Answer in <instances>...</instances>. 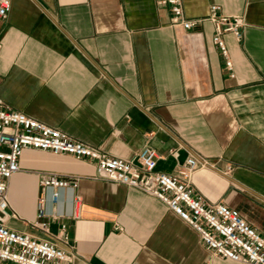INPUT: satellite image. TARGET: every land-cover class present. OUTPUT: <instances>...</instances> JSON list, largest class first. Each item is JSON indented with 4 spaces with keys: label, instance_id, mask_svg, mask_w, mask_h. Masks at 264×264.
Returning <instances> with one entry per match:
<instances>
[{
    "label": "crops",
    "instance_id": "1",
    "mask_svg": "<svg viewBox=\"0 0 264 264\" xmlns=\"http://www.w3.org/2000/svg\"><path fill=\"white\" fill-rule=\"evenodd\" d=\"M192 30L157 0H13L0 20V98L111 156L150 144L157 170L202 165L192 192L223 202L264 235V0H183ZM212 5L241 17L224 35L235 77L212 41ZM175 154H173V153ZM9 183L7 225L74 251L73 264H242L212 256L159 200L96 177L94 162L26 149ZM49 175L78 180L68 242L34 226Z\"/></svg>",
    "mask_w": 264,
    "mask_h": 264
},
{
    "label": "built area",
    "instance_id": "2",
    "mask_svg": "<svg viewBox=\"0 0 264 264\" xmlns=\"http://www.w3.org/2000/svg\"><path fill=\"white\" fill-rule=\"evenodd\" d=\"M171 10V22L192 30L202 20L186 17L183 0H157ZM13 0H0V20H6ZM214 25L213 43L220 49L226 69L235 77L234 65L224 40L225 34L241 39L245 22L241 17L221 13L212 5L208 18ZM1 47V45H0ZM26 149L68 155L91 161L96 165V177L116 183L162 202L173 214L193 228L205 249L218 258L242 264H264V235L250 225L235 209L223 202L207 203L192 192L194 175L202 165L194 157L187 159L176 174L157 170L160 155L146 144L132 160L111 156L66 132L19 112L0 98V264H73L74 251L52 242L40 241L25 232L10 228L7 222L18 219L10 211L9 183L20 172V160ZM173 153V152H172ZM175 154V153H173ZM78 180H66L49 175L42 181L37 221L34 226L49 233L50 222L62 221L56 238L68 242L69 224L64 220L77 218L82 198L76 193Z\"/></svg>",
    "mask_w": 264,
    "mask_h": 264
}]
</instances>
